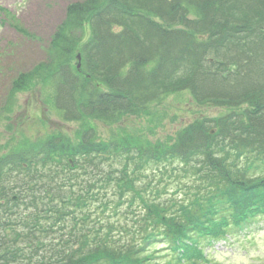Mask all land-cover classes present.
<instances>
[{"label": "trees", "instance_id": "obj_1", "mask_svg": "<svg viewBox=\"0 0 264 264\" xmlns=\"http://www.w3.org/2000/svg\"><path fill=\"white\" fill-rule=\"evenodd\" d=\"M85 25L91 35L81 44ZM52 48L80 50L85 69L56 58L45 65L64 119L135 113L181 93L192 97L196 117L171 148L101 146L88 127L76 143L59 134L35 152L12 151L0 160V264H163L144 261L159 240L186 249L172 253L180 264H208L212 242L264 208V0L74 2ZM30 73L11 89L39 78ZM79 75L109 90L83 99ZM219 105L217 131L206 111ZM190 166L194 180L171 177L170 168ZM161 184L177 189L166 198ZM115 189L131 203L111 201ZM93 202L104 217L85 214Z\"/></svg>", "mask_w": 264, "mask_h": 264}, {"label": "rangeland", "instance_id": "obj_2", "mask_svg": "<svg viewBox=\"0 0 264 264\" xmlns=\"http://www.w3.org/2000/svg\"><path fill=\"white\" fill-rule=\"evenodd\" d=\"M75 1L82 0H0V160L12 151L16 157L30 150L34 151L35 147L42 148L48 138L56 135H61L70 143L79 142L80 132L88 127L97 131L98 141L127 142L136 151L149 145H155L158 149L173 147L180 132L185 133L187 123L196 117V106L194 109L193 106L190 107L191 98L188 93L165 98L162 104L154 103L146 110L135 113L110 114L87 119L84 123L73 118L64 119L63 110L53 99L56 94L53 91L54 83L47 73L51 66L45 70L44 68L49 58L51 61L56 58L57 64L68 63L74 69L80 67L78 64L81 63L80 71L85 73L80 50L64 54L63 49L52 48V41L50 42L57 26L63 23L67 6ZM152 15L161 21L160 16ZM189 17H198L196 7L189 8ZM90 35V27L85 25L83 35L80 36H83L81 44ZM195 36L198 39L202 37L199 33ZM63 42L70 44L69 39H63ZM32 71L40 72L39 78L44 77L43 86L38 84L39 78L30 79L28 75L23 80L25 83L22 88L11 89L15 87L12 82L15 83L21 74ZM79 79L83 99L91 96L88 100L94 99L99 91L109 90L106 86H100L97 91L92 88L87 77L79 75ZM224 106L226 105L208 107L206 111L207 116L215 118L211 124L217 131L222 128L219 115ZM205 123L210 127L208 122ZM260 134L264 136L262 131ZM170 169L180 183L197 178L191 166ZM175 186L177 187L172 184L166 191H171L172 194ZM115 193L117 199L120 195L117 189ZM92 210L91 216L94 219L100 216L96 204L92 205ZM48 235L52 239L58 234L49 232ZM228 241L215 246L208 264H264V216L247 237L242 234L237 238L230 236ZM48 257L46 252V258ZM166 264L173 263L167 259Z\"/></svg>", "mask_w": 264, "mask_h": 264}]
</instances>
